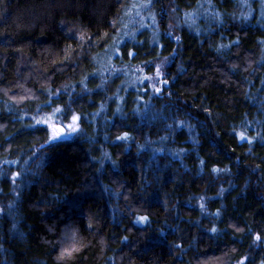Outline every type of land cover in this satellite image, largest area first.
<instances>
[{
    "label": "trees",
    "instance_id": "obj_1",
    "mask_svg": "<svg viewBox=\"0 0 264 264\" xmlns=\"http://www.w3.org/2000/svg\"><path fill=\"white\" fill-rule=\"evenodd\" d=\"M150 1L0 0V264H264V0Z\"/></svg>",
    "mask_w": 264,
    "mask_h": 264
},
{
    "label": "rangeland",
    "instance_id": "obj_2",
    "mask_svg": "<svg viewBox=\"0 0 264 264\" xmlns=\"http://www.w3.org/2000/svg\"><path fill=\"white\" fill-rule=\"evenodd\" d=\"M133 6L135 7H133L132 9H126L124 13L123 28L127 27L133 28L131 30H136L139 27H142L143 25L148 26L153 19L151 1L136 0V4H134ZM162 67L163 63H156L153 72L149 75L143 76L144 80L148 83V86H150L152 90L157 91V89L159 90L160 87L165 84V80L163 79L162 74ZM55 110L57 109H53L49 113H43L38 115L37 117H35V122L38 123V121H41L40 124L44 125L47 128L49 132V137H52L54 129L60 133L59 137L50 140H65L71 138V136L77 130V124L75 131H72L69 127V125L73 123V116L65 122L62 120V117L59 115V113ZM54 113L55 115H53Z\"/></svg>",
    "mask_w": 264,
    "mask_h": 264
},
{
    "label": "snow or ice",
    "instance_id": "obj_3",
    "mask_svg": "<svg viewBox=\"0 0 264 264\" xmlns=\"http://www.w3.org/2000/svg\"><path fill=\"white\" fill-rule=\"evenodd\" d=\"M81 39H83V36H81ZM129 55H131V53H129ZM157 91H158V89H157ZM55 111L59 112L60 110L57 109ZM53 115H55V113ZM77 120H78L77 116H73L72 117V122L73 123L71 125H69V127L71 128L72 131L76 130V121ZM44 122H46V121H44ZM38 123H41V121H38ZM59 135H60V133L54 129L53 130V135H52V137H50V139H56L57 137H59ZM126 136H127V134H125V137H120V139L126 138ZM241 138H243V137H241ZM139 219L141 221H144V220H146V217H140ZM213 231H215V229H213ZM76 250H78V249H76L75 247H73L71 249H67V248L66 249H62L58 259H63L65 256H71L72 252L76 251Z\"/></svg>",
    "mask_w": 264,
    "mask_h": 264
}]
</instances>
